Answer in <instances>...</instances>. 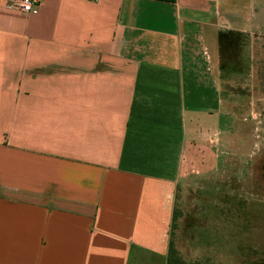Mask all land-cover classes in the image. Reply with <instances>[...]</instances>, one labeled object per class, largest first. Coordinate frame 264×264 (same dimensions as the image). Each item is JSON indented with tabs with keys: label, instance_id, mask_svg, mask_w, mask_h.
Returning <instances> with one entry per match:
<instances>
[{
	"label": "crops",
	"instance_id": "0c3cea01",
	"mask_svg": "<svg viewBox=\"0 0 264 264\" xmlns=\"http://www.w3.org/2000/svg\"><path fill=\"white\" fill-rule=\"evenodd\" d=\"M11 1L0 264H167L177 189L216 168L264 66V0Z\"/></svg>",
	"mask_w": 264,
	"mask_h": 264
},
{
	"label": "rangeland",
	"instance_id": "374dc122",
	"mask_svg": "<svg viewBox=\"0 0 264 264\" xmlns=\"http://www.w3.org/2000/svg\"><path fill=\"white\" fill-rule=\"evenodd\" d=\"M261 60L259 50L255 62ZM260 68L255 63L252 81L238 82L237 128L227 130L223 144L212 151L218 155L216 168L204 174L195 167L199 174L191 172L177 189L171 240L189 262L264 264V66ZM245 85L250 93L241 90Z\"/></svg>",
	"mask_w": 264,
	"mask_h": 264
},
{
	"label": "built area",
	"instance_id": "2783aa9c",
	"mask_svg": "<svg viewBox=\"0 0 264 264\" xmlns=\"http://www.w3.org/2000/svg\"><path fill=\"white\" fill-rule=\"evenodd\" d=\"M43 0H12L8 8L20 11L25 15H36Z\"/></svg>",
	"mask_w": 264,
	"mask_h": 264
},
{
	"label": "trees",
	"instance_id": "16d2710c",
	"mask_svg": "<svg viewBox=\"0 0 264 264\" xmlns=\"http://www.w3.org/2000/svg\"><path fill=\"white\" fill-rule=\"evenodd\" d=\"M175 213V212H174ZM178 217V214H174L173 217V224L176 222ZM172 227L175 228V225ZM195 230V229H194ZM190 231H193V229L191 228ZM167 264H203V263H198V262H187L180 254L179 250L177 249V247L175 246L174 242H172L171 238H170V242H169V251H168V256H167Z\"/></svg>",
	"mask_w": 264,
	"mask_h": 264
}]
</instances>
